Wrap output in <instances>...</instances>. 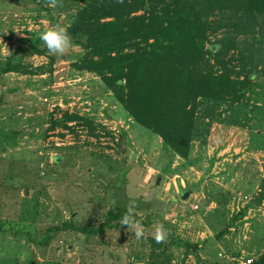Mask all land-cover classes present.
<instances>
[{
	"label": "rangeland",
	"instance_id": "1",
	"mask_svg": "<svg viewBox=\"0 0 264 264\" xmlns=\"http://www.w3.org/2000/svg\"><path fill=\"white\" fill-rule=\"evenodd\" d=\"M62 3L0 0V69L8 58L20 64L0 70V264H180L177 237L196 244L186 264L256 259L264 250V73L232 113L222 104L207 131L199 124L183 158L134 120L99 74L75 66L81 45L48 53L40 33L67 26L83 1ZM31 44L44 53L16 51ZM246 53L264 62V40ZM65 111L91 116L96 128L51 127ZM201 114L207 122L210 113ZM130 199L144 239L120 223L97 235L65 229L46 246L28 233L63 220L98 225ZM158 224L169 231L165 243L153 239Z\"/></svg>",
	"mask_w": 264,
	"mask_h": 264
},
{
	"label": "trees",
	"instance_id": "2",
	"mask_svg": "<svg viewBox=\"0 0 264 264\" xmlns=\"http://www.w3.org/2000/svg\"><path fill=\"white\" fill-rule=\"evenodd\" d=\"M81 1L65 26L73 42L83 47L75 66L99 74L129 115L183 158L189 157L199 124L207 131L221 114L215 109L222 104L232 113L235 103L246 97L252 82L264 73V62L254 61L252 53L244 55L253 42L264 40V0ZM20 49L44 53L36 44L16 51ZM11 62L8 58L0 70L19 68L20 64ZM199 111L202 116L210 113L207 122L198 116ZM73 120L91 131L96 128L91 116L67 111L53 117L51 127L74 128L67 124ZM126 208L127 204H115L98 225L63 220L28 233L43 246L65 229L97 235L117 226ZM171 241L184 246L180 264H186L185 256L196 244L179 237ZM250 264H264V250Z\"/></svg>",
	"mask_w": 264,
	"mask_h": 264
},
{
	"label": "clouds",
	"instance_id": "3",
	"mask_svg": "<svg viewBox=\"0 0 264 264\" xmlns=\"http://www.w3.org/2000/svg\"><path fill=\"white\" fill-rule=\"evenodd\" d=\"M124 0H117V3H123ZM48 7H62V0H46ZM40 40L43 42L48 53L53 56H65L73 47V38L67 27L62 23H57L54 26L46 28L40 33ZM115 203V201H113ZM137 202L135 199H130L126 211L123 213L120 224L126 228L127 232H132L137 240L146 238L145 229L135 219L137 216ZM169 231L165 229L163 224L155 226L153 239L156 243H165L168 239Z\"/></svg>",
	"mask_w": 264,
	"mask_h": 264
},
{
	"label": "built area",
	"instance_id": "4",
	"mask_svg": "<svg viewBox=\"0 0 264 264\" xmlns=\"http://www.w3.org/2000/svg\"><path fill=\"white\" fill-rule=\"evenodd\" d=\"M252 262V258H245L239 262V264H250Z\"/></svg>",
	"mask_w": 264,
	"mask_h": 264
},
{
	"label": "water",
	"instance_id": "5",
	"mask_svg": "<svg viewBox=\"0 0 264 264\" xmlns=\"http://www.w3.org/2000/svg\"><path fill=\"white\" fill-rule=\"evenodd\" d=\"M59 158H60V156L55 157V159H59ZM188 192H189V190H184L183 193H182V196L186 197Z\"/></svg>",
	"mask_w": 264,
	"mask_h": 264
}]
</instances>
